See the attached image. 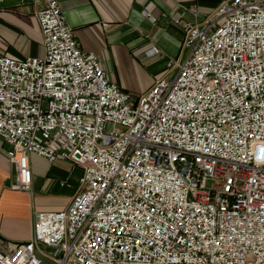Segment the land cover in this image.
<instances>
[{"label": "built area", "instance_id": "built-area-1", "mask_svg": "<svg viewBox=\"0 0 264 264\" xmlns=\"http://www.w3.org/2000/svg\"><path fill=\"white\" fill-rule=\"evenodd\" d=\"M37 1L44 54L0 55L13 187L31 189L32 153L83 173L29 241L0 237V264H264V0L193 22L182 5V55L135 99L78 45L60 0Z\"/></svg>", "mask_w": 264, "mask_h": 264}, {"label": "crops", "instance_id": "crops-1", "mask_svg": "<svg viewBox=\"0 0 264 264\" xmlns=\"http://www.w3.org/2000/svg\"><path fill=\"white\" fill-rule=\"evenodd\" d=\"M222 1L60 0V5L78 45L95 53L109 79L121 85V79L116 81L113 76L120 61L138 58L142 64L157 67L164 74L168 63L181 57L185 32L173 16L181 12L182 5L197 6V17L189 11L184 15L185 21L193 22L209 16ZM40 6L41 1L37 0H6L0 5V55L25 58L44 54L43 33L36 16ZM153 47L159 51H149ZM8 150L9 146L0 137V237L18 245L32 238L36 213L62 210L70 203L75 192L63 206L54 198L45 203L44 192L50 193L58 184L67 183L70 177L67 167L72 162L51 163L32 153V187L22 191L13 187L16 171Z\"/></svg>", "mask_w": 264, "mask_h": 264}, {"label": "rangeland", "instance_id": "rangeland-1", "mask_svg": "<svg viewBox=\"0 0 264 264\" xmlns=\"http://www.w3.org/2000/svg\"><path fill=\"white\" fill-rule=\"evenodd\" d=\"M191 49L187 48L185 51V58L189 55ZM118 68L113 70V76L117 81L121 79L122 84L119 85L124 91L130 93L135 99L147 88L163 75L157 67H148L142 64L138 58L130 57L118 63ZM69 167V168H68ZM67 170L70 172V177L67 183L59 185L50 193L44 192L45 203H48L51 198L56 199L60 206L67 203L72 193H76L79 188L80 176L82 174L81 167L69 163ZM42 264H55L49 258H44Z\"/></svg>", "mask_w": 264, "mask_h": 264}, {"label": "bare ground", "instance_id": "bare-ground-1", "mask_svg": "<svg viewBox=\"0 0 264 264\" xmlns=\"http://www.w3.org/2000/svg\"><path fill=\"white\" fill-rule=\"evenodd\" d=\"M57 162V161H56Z\"/></svg>", "mask_w": 264, "mask_h": 264}]
</instances>
